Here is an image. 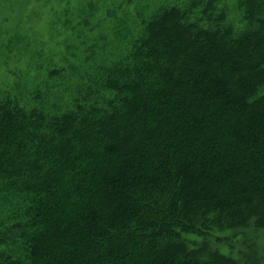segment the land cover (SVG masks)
I'll return each instance as SVG.
<instances>
[{"label":"trees","instance_id":"16d2710c","mask_svg":"<svg viewBox=\"0 0 264 264\" xmlns=\"http://www.w3.org/2000/svg\"><path fill=\"white\" fill-rule=\"evenodd\" d=\"M217 2L142 16L57 112L0 97V264H257L206 240L264 229V0Z\"/></svg>","mask_w":264,"mask_h":264},{"label":"rangeland","instance_id":"374dc122","mask_svg":"<svg viewBox=\"0 0 264 264\" xmlns=\"http://www.w3.org/2000/svg\"><path fill=\"white\" fill-rule=\"evenodd\" d=\"M189 1L0 0V97L31 102L34 89L46 83L47 107L62 109L84 89L88 75L125 54L128 39L123 37L128 30L139 32L142 16ZM236 4L218 0L217 7L225 8L228 22L239 28ZM183 238L190 246L205 240ZM206 240L211 249L240 262L251 258L264 264V229L225 231Z\"/></svg>","mask_w":264,"mask_h":264}]
</instances>
